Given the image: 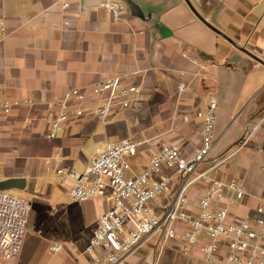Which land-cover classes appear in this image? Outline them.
<instances>
[{"label": "crops", "instance_id": "obj_1", "mask_svg": "<svg viewBox=\"0 0 264 264\" xmlns=\"http://www.w3.org/2000/svg\"><path fill=\"white\" fill-rule=\"evenodd\" d=\"M100 1L0 0V103L18 102L9 114L0 113V187L7 185L3 191L17 196L30 193L38 203L14 264L91 261L85 248L109 201L74 202L58 183V156L62 165L84 172L97 146L128 139L144 143L129 158L134 174L148 167L150 151L163 143L178 146L190 159L203 140L197 113L212 97L215 147L198 172L228 157L210 175L235 181L244 191L230 208L231 220L264 206V0H189L237 47L205 25L185 0H133L138 10L128 4L118 21ZM185 52L209 70L186 59ZM110 77L140 87L142 100L115 112L106 125L88 113L67 121L57 139L45 138L49 102ZM208 189L203 181L190 189L192 217ZM57 193L68 203L62 211L49 206ZM234 198L228 192L221 203ZM54 244L63 251L53 254ZM0 264L8 262L0 256Z\"/></svg>", "mask_w": 264, "mask_h": 264}, {"label": "built area", "instance_id": "obj_2", "mask_svg": "<svg viewBox=\"0 0 264 264\" xmlns=\"http://www.w3.org/2000/svg\"><path fill=\"white\" fill-rule=\"evenodd\" d=\"M100 8L118 21L127 11V4L122 0H101ZM183 56L199 62L196 55L185 52ZM198 64L203 71L210 68ZM185 88L181 85V90ZM142 98L141 88L121 77L70 89L48 103L44 136L57 139L67 121L88 113L106 125L115 112L135 106ZM92 102L95 105L89 109ZM16 105L18 102L0 103V113L9 114ZM216 109L217 101L212 97L207 109L197 113L204 122L203 140L190 159L178 146L163 143L150 151L148 167L134 174L128 159L136 156L144 143L128 139L97 146L84 172L62 165L63 157H57V177L74 202L100 198L109 201L108 211L100 217L85 248L91 257L89 264H132L131 254L154 235L159 236L162 247L174 243L185 254L200 247L204 259L215 264H264V206L245 218L231 220L230 208L242 199L244 191L235 181L224 182L210 175L228 157H218L211 170L198 172L215 147ZM189 121L186 115L184 122ZM164 168L172 173L161 172ZM198 181L208 184L209 189L198 202V215L192 217L189 191ZM228 192L235 198L221 203ZM31 205L30 199L0 191V256L9 264L15 263L22 250ZM50 250L58 254L63 245L54 244Z\"/></svg>", "mask_w": 264, "mask_h": 264}, {"label": "rangeland", "instance_id": "obj_3", "mask_svg": "<svg viewBox=\"0 0 264 264\" xmlns=\"http://www.w3.org/2000/svg\"><path fill=\"white\" fill-rule=\"evenodd\" d=\"M128 161L130 164H133L132 159H128ZM58 183L61 185L60 181ZM18 196L30 199L32 202L31 215L28 224L29 228L31 218L34 215V218L32 219V224L34 225V220L38 213V203L36 202L37 197L30 193H21ZM60 199L61 195L57 193V198L55 197L54 200L51 199L49 201V206H55L58 211H62L68 203H62L60 202ZM130 262L132 264H215L204 259L200 247L192 250L188 254H185L182 248L174 243H167L166 246L162 247V241L159 240L158 235L146 239L138 247Z\"/></svg>", "mask_w": 264, "mask_h": 264}, {"label": "water", "instance_id": "obj_4", "mask_svg": "<svg viewBox=\"0 0 264 264\" xmlns=\"http://www.w3.org/2000/svg\"><path fill=\"white\" fill-rule=\"evenodd\" d=\"M124 1L127 5L129 4L132 7L133 11L138 10L137 5L133 2V0H122ZM187 5H189V7L191 8V10L193 11V13H195V15L205 24L207 25L211 30H213L215 33L219 34L220 36H222L223 38H225L229 43H231L233 46L237 47L236 43H234V41L232 39H230L229 37H227L226 35H224L219 29H217L216 27H214L213 25H211L207 20H205L204 18H202L199 13L196 11V9L194 8V6L191 4V2L189 0H185ZM239 50H241L242 52L248 54L249 56H251L252 58L255 59L254 56H252L248 51H246L243 48H238ZM260 63H262L264 65V62L260 61ZM8 187L7 185H2L0 187V190H7Z\"/></svg>", "mask_w": 264, "mask_h": 264}]
</instances>
